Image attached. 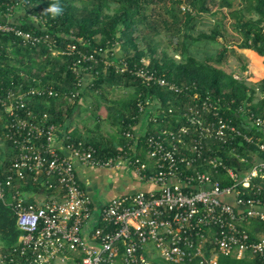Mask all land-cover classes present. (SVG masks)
<instances>
[{
	"label": "built area",
	"instance_id": "built-area-1",
	"mask_svg": "<svg viewBox=\"0 0 264 264\" xmlns=\"http://www.w3.org/2000/svg\"><path fill=\"white\" fill-rule=\"evenodd\" d=\"M21 6L7 5L0 34L12 33L25 45L44 44L53 54L72 57L74 82L66 90L51 85L10 88L1 99L6 120L0 125V142H9L14 155L0 177V202L12 208L21 230L3 262L55 264L80 256L79 264H219L221 254H251L264 262V232L253 239L246 224L264 221V115L247 101L235 105V99L225 96L201 95L196 82L168 78L150 67L145 56L130 63L124 54L117 55L116 46L68 42L61 47L57 35L24 29L11 19ZM101 63L102 70L96 68ZM111 67L148 88L183 94L188 101L166 110L159 97H139L137 112L123 132L126 142L116 154L101 156L95 145L73 137L67 143L70 154L63 152L56 143L61 125L50 122L47 113L40 116L30 101H73ZM152 103L156 111L149 112ZM169 113L173 119L166 121L172 127H141L144 120L158 123ZM143 149L152 163L139 156ZM76 159L90 166L128 168L154 187L117 195L96 213L93 197L78 179ZM28 181L41 182L52 194L25 201L16 182Z\"/></svg>",
	"mask_w": 264,
	"mask_h": 264
},
{
	"label": "trees",
	"instance_id": "trees-1",
	"mask_svg": "<svg viewBox=\"0 0 264 264\" xmlns=\"http://www.w3.org/2000/svg\"><path fill=\"white\" fill-rule=\"evenodd\" d=\"M118 6L113 8L112 0H0V17L5 15L6 7L10 4L21 3L18 12L19 23L24 29L34 30L37 33L49 31L57 35L61 47L68 42H90L93 48L97 46L114 47L119 45L125 58L134 63L142 57L149 55V66L156 68L168 78L177 82H196L199 93L205 95L210 93L213 97L225 96L227 99H235V105L247 101L249 106L258 114L264 115V0H244L241 6L234 8L232 0H188L187 8L181 10L180 4L183 0H115ZM159 6V7H156ZM230 8L223 12L216 25L209 31H199L197 34L188 31L187 26L192 24L196 15L201 12L215 13L222 8ZM149 13L161 15L160 21L149 19ZM164 9L169 16L163 15ZM181 11V13H180ZM35 14L37 18L32 17ZM46 18L41 22L40 18ZM233 19L234 29L242 36L237 44L242 54L251 57L246 61L242 69L258 80V86L251 84L245 77H237L234 72L222 66L227 59L229 47L226 45V20ZM163 24L170 30L175 39L182 36L184 39L194 41H219L222 47L218 49L215 56L200 59L194 54L184 55L176 58L175 54L166 49L158 51V42L146 41V31L149 28L156 33L158 24ZM151 26V27H150ZM171 28H175L174 32ZM155 29V30H154ZM176 32V33H175ZM182 52V50L180 51ZM72 57L64 54H53L52 50L44 44L36 46L25 45L12 33L0 34V109L3 110L1 99L8 89L26 90L34 85H51L57 89L66 90L73 86L74 73L70 69ZM101 65L96 68L102 70ZM128 88L129 95L122 103V129L118 138L121 146H116L112 140H86L95 145L101 156L116 154L126 142L123 132L137 112L136 102L139 97H159L162 107L181 108L188 101L183 94L166 92L160 87H147L141 84L139 79L128 72H116L114 68L103 70L96 75L90 88L101 96H108L115 87ZM262 95L256 100L257 90ZM81 93L75 100L68 101L61 98H33L30 103L34 110L43 116L48 114L49 121L64 124L67 119L76 115L75 107H80V101L85 95ZM179 110V109H178ZM180 111V110H179ZM158 123L145 121L149 131L161 127H172L173 124L166 120L173 119V114ZM138 122L140 117L136 119ZM175 122V121H174ZM1 127V126H0ZM74 140H83V136L75 132ZM144 138V136H143ZM122 139V140H121ZM144 140V139H143ZM14 151L9 142H0V177H4L12 162ZM145 149L139 152L144 158ZM222 178V174H220ZM261 197L264 201V182L261 181ZM16 186L25 201L36 202L24 191L33 190L36 194H52L41 182H23ZM13 188L7 192V200H11ZM34 193V195H36ZM251 238L264 232V221L252 219L246 223ZM100 222L97 226H101ZM21 235L17 227L16 216L11 207L0 202V240L3 241V249L8 253L18 244ZM80 256L76 257L74 264H79ZM159 264H168L162 261ZM219 264H264L258 257L251 254L237 258L221 254Z\"/></svg>",
	"mask_w": 264,
	"mask_h": 264
},
{
	"label": "rangeland",
	"instance_id": "rangeland-1",
	"mask_svg": "<svg viewBox=\"0 0 264 264\" xmlns=\"http://www.w3.org/2000/svg\"><path fill=\"white\" fill-rule=\"evenodd\" d=\"M233 7H239L242 5L244 0H232ZM189 3L188 0H183V3L180 4L181 10H184L183 7L187 6ZM118 2L112 0L111 5L113 8L118 6ZM159 7V6H156ZM230 8L224 7L221 10L215 11V13L211 12H201L198 13L193 20L192 24L187 26L188 31L197 34L199 31L211 30L219 20V18L223 16V12H228ZM151 10H148V13ZM163 15L169 16L164 9H161ZM181 13V11H180ZM161 15L149 13V19H154L156 22L160 21ZM233 19L228 17L226 20V45L229 47V52L227 55V59L223 62L222 66L227 70L234 72L236 76L245 77L247 81L251 84H255L258 86V80L255 76L249 73V70H243V64L249 60L251 61V57L244 56L240 49L237 47V44L241 42L242 36L234 29L233 27ZM159 33L153 31L152 27L146 31L147 38L146 41L150 42V39L153 43L158 42L159 49H166L170 53H174L176 58H181L182 54H194L196 57L200 59L210 58L216 55L218 49L222 47V43L219 41H194L191 39H184L182 36L177 39L169 33L170 30H167L163 24H158ZM155 30V29H154ZM174 32L175 28H171ZM176 33V32H175ZM117 48L120 46L117 45ZM115 47V48H116ZM182 50V52H180ZM150 59V56H145ZM84 93L85 95L81 99L80 109L74 114L77 117H73V124L81 123L84 126V139H100L109 141L118 139L121 136L122 125V114L123 108L122 103L129 95L128 88L117 86L111 92L108 93V96H101L99 93L94 92L90 88H86ZM262 95V91L260 89L257 90L256 100ZM6 120V114L3 110L0 109V125ZM91 128V131L88 129ZM117 140L114 141L116 143ZM132 174V172H131ZM18 227V226H17ZM21 231V230H20ZM3 241L0 240V258L1 254L4 253V249L2 248ZM152 249L156 253V248L152 245ZM3 256V255H2ZM75 259L68 260L66 262H58L55 264H74ZM77 263V262H76ZM0 264H5L0 259Z\"/></svg>",
	"mask_w": 264,
	"mask_h": 264
},
{
	"label": "crops",
	"instance_id": "crops-1",
	"mask_svg": "<svg viewBox=\"0 0 264 264\" xmlns=\"http://www.w3.org/2000/svg\"><path fill=\"white\" fill-rule=\"evenodd\" d=\"M22 12L16 13L11 19L19 20V16ZM117 55H123L122 49L116 47ZM83 98V97H82ZM81 102V101H80ZM81 107V106H80ZM80 107H75L74 112L76 113ZM156 103H152L149 108V112L156 111ZM77 117V116H75ZM146 121V120H145ZM84 126L83 124L76 123L73 124L72 119H67L64 124L61 125L60 130L57 132L56 143L62 149L63 152L70 154L71 150L67 147L68 138L73 137L75 132H78L77 135L84 137ZM142 128H146L145 122H142ZM91 131V128H88ZM85 140V139H83ZM111 140V139H110ZM109 140V141H110ZM116 146H121L122 142L119 139L112 140ZM122 140V139H121ZM86 141V140H85ZM145 159L149 161L151 160L147 158L145 155ZM77 176L81 183V185L86 189L94 200V210L98 213L101 210V207L108 202L110 199L117 195L133 193L139 190H149L154 187V184L141 181L136 174L129 170L128 168H107V167H98V166H90L83 164L78 159L75 160ZM132 172V174H131ZM30 198L35 200H39L40 196L44 193L36 194L33 190L24 191ZM34 193L36 195H34ZM95 223L97 222V217L94 218ZM93 221L92 224H95ZM92 225L89 226L86 230L90 231ZM20 240V237H19ZM5 253V252H4ZM1 254V260L3 261V256Z\"/></svg>",
	"mask_w": 264,
	"mask_h": 264
}]
</instances>
